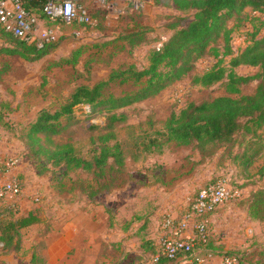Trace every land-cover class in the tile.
<instances>
[{
	"label": "rangeland",
	"instance_id": "rangeland-1",
	"mask_svg": "<svg viewBox=\"0 0 264 264\" xmlns=\"http://www.w3.org/2000/svg\"><path fill=\"white\" fill-rule=\"evenodd\" d=\"M71 1L87 10L91 24L71 28L60 26L55 32V40H58L55 50L39 61L30 63L20 57H0V67H10V71L0 78V160L16 157L26 173H20L23 182L19 200L7 203L12 207L13 215L36 211L40 217L37 225L21 231L22 256L34 251L40 256L52 242L50 240H57L58 235L66 232L65 225L73 224L80 229V239L84 238L80 249L83 247L95 255L101 240L106 241L104 251L107 256L96 264H133L127 256L137 247L139 239L156 243L166 214H179L199 189L210 182H221L239 196L206 217L212 240L210 249L215 253L210 256L209 252L202 253L199 249L194 251L193 260L199 257L209 260V264H220L222 254L217 252L220 250L237 256L240 264L260 262V253L264 254V221L253 219L248 205L250 193L264 189V125L250 134L238 136L231 149L223 147L203 162L196 151L173 143L161 147L148 145L149 139L155 137V131L161 130L168 117L177 115L187 103L227 94L223 82L209 87L193 82L216 64L210 56L199 60L193 73L157 96L116 112L117 115L124 113L126 117V124L116 131L125 156L138 155L139 161L129 164L134 182L98 199L105 203V211L100 204L88 203L76 193H59L55 189L56 181L49 175H38V160L26 153L19 141L36 112L43 107H49L53 112L59 110L76 87L93 85L112 69H123L128 65L137 69L148 67L150 52L160 48L172 34L164 27L163 17L185 16L161 7L154 0H138V11L128 5H115V0ZM140 13H144L149 29L147 44L130 54L123 43L109 42L118 36V31L132 28L134 17ZM253 16L249 11L242 14V25L232 41L234 52L245 47V34L260 26L259 19ZM41 23L47 26L45 22ZM232 25L230 21L228 26ZM263 35L264 29L258 37ZM66 58L75 59V65L61 64ZM258 72L257 68L251 67L236 70L240 76H253ZM138 86L132 82H113L103 90L102 99L121 96ZM255 87L256 82L241 87V95H251ZM89 110L86 105L74 108L77 123L53 138L55 143L72 145L85 159L94 155L95 146L90 140L99 134V130H90L89 125L103 124L105 119L101 114L86 117L85 112ZM113 142L111 139V144ZM142 148L145 153H140ZM236 153L239 154L235 158ZM248 160L250 162L245 164ZM6 217L8 214H0V221ZM111 242L115 245L110 246L108 243ZM116 245L117 257L113 258L111 254Z\"/></svg>",
	"mask_w": 264,
	"mask_h": 264
},
{
	"label": "trees",
	"instance_id": "trees-1",
	"mask_svg": "<svg viewBox=\"0 0 264 264\" xmlns=\"http://www.w3.org/2000/svg\"><path fill=\"white\" fill-rule=\"evenodd\" d=\"M22 1L27 13L45 22L47 26H54L47 21L43 12L45 0ZM154 1L163 8L175 10L185 16L163 17L166 21L164 27L172 31V34L160 48L150 52L148 67H119L112 69L104 79L93 85L76 87L59 110L53 112L49 107L39 109L19 137L26 153L38 160V175H49L56 181L55 189L59 193H76L78 198H83L88 203L100 204L105 210L106 205L98 199L134 182L129 164H137L139 158L138 155L126 158L123 145L116 134L126 124V117L124 113L117 115L116 112L153 98L178 83L183 77L193 73L198 61L204 57H212L216 64L208 72L193 79V82L206 87L223 82L227 94L212 100L187 103L177 115L171 114L168 117L163 128L155 131V137L149 139L148 145L161 147L163 144L173 143L196 151L200 162H203L223 147L231 149L238 136L250 134L249 132L263 128L264 125V35L258 37L264 29V0ZM248 11L254 15V19H259L260 26L247 32L245 47L234 52L233 38L242 25V14ZM230 21L233 25L229 27ZM77 25L84 24L73 22L69 28ZM148 32L144 13H140L134 17L132 28L118 31V36L109 42L123 43L131 54L135 48L148 43ZM0 39V55L20 57L30 63L51 54L58 41L53 40L37 48L34 44L5 32L1 25ZM61 62L75 65L76 60L66 58ZM1 67L0 74L10 71V67ZM240 67L257 68L259 72L253 76H240L236 73ZM116 81L121 84L132 82L140 86L121 96L103 100V90ZM252 82H256L254 92L251 95H241V87ZM80 105L89 107V112H85L86 117L101 114L105 118L103 124L94 122L89 125L90 130H99V134L92 136L90 140V144L95 146L91 159L81 157L70 144L53 141L54 137L64 134L77 123L78 119H75L73 111ZM111 139L114 140L112 144ZM144 148L140 153H145ZM238 154L236 153L235 158ZM249 162L250 160L245 161V164ZM19 179L21 185L22 177ZM8 204L0 199V214L9 216L0 221V255L20 252L21 231L40 222L36 211L13 215L12 207ZM248 212L253 219L264 221V189L250 193ZM211 241L210 237L204 244L197 242L192 252L180 253L174 259L162 257L157 263L150 262L151 257L159 252L155 243L145 240L140 248L147 255V264H182L193 260L194 251L199 249L202 253L209 252L213 256L215 252H211ZM105 246L102 243L99 252L102 257L107 256ZM114 247L116 249L111 254L113 258L117 257L118 245ZM217 252L222 254V258H235L240 264L237 256L220 250ZM260 258L262 260L256 264H264V254L260 253ZM30 264L45 263L34 251Z\"/></svg>",
	"mask_w": 264,
	"mask_h": 264
},
{
	"label": "built area",
	"instance_id": "built-area-1",
	"mask_svg": "<svg viewBox=\"0 0 264 264\" xmlns=\"http://www.w3.org/2000/svg\"><path fill=\"white\" fill-rule=\"evenodd\" d=\"M104 2L105 0H100ZM123 6L137 10L138 0H118ZM43 12L47 21L54 25L45 26L38 18L27 13L22 0H0V25L5 32L37 48L55 40L60 26L70 27L73 22L89 25L87 11L71 0H45ZM16 157L0 160V199L17 202L22 188L16 176L9 173L18 165ZM5 177V178H4ZM225 184L213 182L199 189L193 199L179 214H166L162 221V233L156 243L159 252L150 262L157 263L162 257L174 259L180 253H190L197 242L206 243L210 238L206 217L237 198ZM194 262V263H193ZM209 260L196 257L182 264H209ZM220 264H239L235 258H222Z\"/></svg>",
	"mask_w": 264,
	"mask_h": 264
},
{
	"label": "crops",
	"instance_id": "crops-1",
	"mask_svg": "<svg viewBox=\"0 0 264 264\" xmlns=\"http://www.w3.org/2000/svg\"><path fill=\"white\" fill-rule=\"evenodd\" d=\"M117 1L118 0L114 1L115 5L117 4L122 5L119 1L117 3ZM1 44H2V40L0 39V46ZM0 57H7V56L0 55ZM5 74H0V78L1 77L3 78ZM24 172L25 171L19 165H17L9 173V175L17 176L18 178H20L21 177L20 173L26 174ZM101 208L103 211H105L104 207ZM64 230H66L65 233L58 235L57 240L55 239L50 240L52 242L49 243L46 249L42 250L40 256L42 257L45 264H96V262L102 258V256L99 255V252L102 243H105L106 241L101 240V242L99 243L98 250L96 251L95 255H93L91 252L83 249V247L82 249H80V246L84 238L80 239V233H79L80 229H78L77 226H74L73 224L65 225ZM85 239H87V237H85ZM145 240H143L142 238L139 239V243L137 244V247H135L132 251H129L130 254L127 257H130L133 260V264H147L146 263L147 255L145 254V251L141 250L140 248L141 243H144ZM122 250H124V248ZM125 255H127L126 252L123 254V257H125ZM31 257H32V252H29L28 256L26 257L22 256L21 251L17 253L12 252L9 254H2L0 255V264H30Z\"/></svg>",
	"mask_w": 264,
	"mask_h": 264
}]
</instances>
